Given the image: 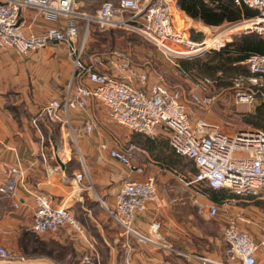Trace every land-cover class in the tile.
<instances>
[{"label": "crops", "instance_id": "1", "mask_svg": "<svg viewBox=\"0 0 264 264\" xmlns=\"http://www.w3.org/2000/svg\"><path fill=\"white\" fill-rule=\"evenodd\" d=\"M119 1L76 0L74 10L81 16H94L103 4ZM177 1L180 9L173 12L172 24L177 31L197 43L207 40L208 32L217 33L228 24L251 18L242 12L239 20L208 26L200 18L189 15ZM199 2L190 0L186 6L197 9ZM202 2L211 8H232L235 5L233 0ZM220 10L217 9L218 12ZM250 11L255 12L254 16L257 13L254 9ZM21 22L28 32L36 33L61 24L56 17H44L35 9L24 10ZM79 24L85 61L90 62L93 56L101 57L104 65L97 67L101 72L120 77L117 69L107 61L114 52H118L128 57L139 72L148 75L146 90L162 76L149 64H143L145 59L138 53H133L129 40H126L128 31L110 29L100 32L95 26L87 27L83 19L79 20ZM72 76L73 67L61 46L52 45L26 56L10 49L0 50V186L7 180L10 169L17 164L25 172L27 186L26 189L20 186L12 195L0 193V248L28 258L13 263L0 258V264H82L81 257L85 254L98 256L101 264H202L198 259L200 257L209 259L213 264L226 263L223 228L227 219L240 210L237 204H230L232 199L218 202L208 191L202 197L207 198L210 204L177 203L175 190L180 192L182 187L175 186L173 168L183 156L175 154L169 132L162 129L155 139L128 128L131 135L122 134L113 127L118 124L109 120V109L94 98L87 100L86 109L71 112V128L48 123L41 118L39 129L34 126L33 120L48 103L69 93ZM85 86L91 87L88 82ZM76 88L77 85H74L70 93L74 94ZM90 121L94 123L93 130L87 132L86 125ZM72 143L77 151L81 150L85 155L82 169L76 168L80 163ZM128 143L134 147L131 153L136 165L146 167L145 162L151 161L156 166L143 174L129 172L111 160L101 148L107 144L110 148L128 149ZM100 157L107 159L99 162ZM187 159L192 162L193 168V174L189 173L185 178L189 181L194 178L197 169L193 161ZM86 161L92 166L88 167ZM82 171H86L89 179L78 186L73 177ZM149 177L155 178L158 193L165 204L158 208L149 203L146 210L136 217L135 226L140 234L148 235L150 224L160 222L166 248L143 244L137 238L128 236L109 216V211L116 209V195L124 183L144 181ZM182 186L184 190L196 191L201 187L185 183ZM27 189L46 194L55 206L68 209L83 225L84 234L77 233L70 226L62 227L57 233L34 234L32 224L36 203ZM253 205L260 207L259 204ZM212 206L219 209L215 222L211 221L207 211ZM235 219L240 229L249 233L241 216ZM257 260L258 264H264L263 251L257 253Z\"/></svg>", "mask_w": 264, "mask_h": 264}, {"label": "built area", "instance_id": "2", "mask_svg": "<svg viewBox=\"0 0 264 264\" xmlns=\"http://www.w3.org/2000/svg\"><path fill=\"white\" fill-rule=\"evenodd\" d=\"M76 0H0V50H14L26 56L33 51L43 50L52 45L64 48L73 67L69 93L62 99L47 104L33 120L39 129V120L70 126V114L74 110L86 109V102L94 98L109 109V120L130 131L155 139L162 129L170 133V141L176 154L193 161L197 173L193 179L183 182L187 186L205 185L211 190H228L237 199L261 197L264 195V131L247 129L233 134L224 133L219 126L204 119L196 121L192 128L182 92L170 88L164 78L146 90L149 77L139 72L128 57L114 52L107 60L116 68L120 77L101 72L103 59L93 56L90 62L84 58V43L80 40L79 20H85L88 27L95 23L100 30L122 29L142 35L163 54L174 60H187L200 56L210 49L220 52L231 42V31L225 27L209 46L207 42L197 43L177 31L172 24L173 12L180 9L177 0H120L108 2L94 16H81L75 10ZM238 7L246 6L257 11L256 15L240 23L247 25L246 33L257 34L264 40V0H234ZM35 9L44 17H56L59 26L46 31L28 32L21 22L24 10ZM233 27L238 25L233 23ZM172 63H174L172 61ZM242 64L248 67L247 75L234 79L233 90L238 104L264 103V54H252ZM175 65V64H174ZM220 74V73H219ZM88 82L91 87L85 86ZM205 79L201 84H212ZM74 85L76 92L71 94ZM203 87V90H207ZM190 99L196 107L207 109L213 104L208 94L191 93ZM92 121L86 125L87 132L93 130ZM108 157L129 168L131 172L143 174L142 168L134 167L131 159L132 146L128 149L101 146ZM86 171L74 175L76 184L85 181ZM22 186L26 189V176L17 164L10 169L0 193L14 194ZM35 200L32 231L36 234L57 233L62 227L70 226L79 234H84L83 225L62 206H55L50 196L27 189ZM232 199L231 203H236ZM149 203L158 208L165 202L158 193L155 178L124 183L116 195V209L109 211L110 218L124 232L137 238L143 244L166 248L162 224L153 221L149 236L140 234L135 226L136 217L143 213ZM18 206V205H16ZM209 214L216 217L219 209L210 207ZM227 262L224 264H258L257 253L264 251V240L256 241L240 229L238 221L229 217L223 228ZM0 258L8 262H23L25 259L0 248ZM202 264H213L207 258H198ZM82 264H101L98 256L85 254Z\"/></svg>", "mask_w": 264, "mask_h": 264}, {"label": "rangeland", "instance_id": "3", "mask_svg": "<svg viewBox=\"0 0 264 264\" xmlns=\"http://www.w3.org/2000/svg\"><path fill=\"white\" fill-rule=\"evenodd\" d=\"M240 22L241 21L236 22V24L238 25H235L233 27H230V26L234 24H228L225 26L226 28L228 27L227 30H229L230 28L236 29L233 31V33H231L232 38L233 37L235 38L236 36L243 35V34H247V35L251 34V33H246L249 31V30L247 31V28H248L247 25L244 26V24H241ZM94 24L95 23H92L90 25L95 26L98 31L100 32L108 31V30H100L97 24L95 25ZM117 31H120V29H117ZM219 32L220 31H218L217 33L208 32L207 34L208 39L202 42L206 41L209 46L211 40L214 39L215 35L218 34ZM128 35L126 36V40H129L131 50H133V53L134 52L138 53L143 59H145L143 60L142 63L149 64V66L153 70H155L157 74L162 75L161 77L164 78L165 84L168 85L170 88L176 89L182 92V95H183L182 99L184 100L183 102L185 106L187 105L186 106L188 109L187 114L189 116V121L191 123L192 128H195L196 121L198 119H204L208 123L219 126L220 129L224 133H227V134H233L235 132H238L241 130H247V129H259L257 127H253L251 124H248L246 122V119L249 118V116H252L253 114H255L257 109H259L261 105H264V103L261 102L260 100L254 102L253 104H238L236 102L235 91L233 90V85L235 83L234 79L238 77L239 75L232 77V78H226L225 75L221 71H219L214 78L199 76L195 72L191 74H186L182 71L181 66H180V61H183V60H174L171 57L166 56L154 44H152L150 41L145 39L140 34L129 32ZM202 42H199V43H202ZM211 52H217V51L210 49L208 52L200 56H194L187 60L189 61H192L195 59L205 60L206 55ZM172 61L174 62L175 65L171 63ZM206 78L213 80V83L206 84V86L204 87L201 83L204 82ZM221 82H223L224 84H229V85L219 86V83ZM203 87L206 88L207 90H203ZM191 93H197L200 95L208 93L214 100L213 104L207 109L196 107L192 104V101L190 99ZM65 127L71 128L70 126H65ZM113 127L120 133L122 132V134L124 133V134H127L128 136L131 135L129 131L126 129V127L124 126L113 125ZM130 138H132V136L129 137V139ZM131 144L132 143H128L129 148L132 146ZM72 146L74 147V152L77 153L75 155L79 159V163H80L79 167L78 166L77 167L75 166V167L82 169L83 163H84L82 162L84 161V159L82 160V158H84L85 155L83 152H81V150L80 152L77 151V148L74 143H72ZM130 154H131L133 166L137 168H142L144 172H146V170H151L153 166H156L151 161L145 162V164L147 165L146 167L138 166L134 163L133 153H130ZM106 159L107 158L102 159V157H100L99 162H104ZM180 161L173 168V170L175 171V174L173 176L174 181H175V186L182 187L180 192H176L177 189L175 190V195L177 197L176 199L178 200L177 203L179 204H210L207 198L205 199L202 197L203 193H206L207 190H211L205 185H197V186H201V187H198L200 190H197V191L193 189L184 190L185 188L182 186L184 185L183 180L185 178H188L187 175L189 173L193 174L192 172L193 168H192V162L188 160L187 158L181 157ZM86 162H87V165H89L88 167L92 166L89 161H86ZM117 164L121 165L119 163ZM106 166H109V165H106ZM124 168H126V170L131 172L129 168L125 166ZM88 179L89 177L86 175L84 183L88 182ZM73 182L76 184V182L74 181V177H73ZM81 185H83V183ZM81 185H78V186H81ZM228 192L231 193L230 191ZM251 198H254V197L240 198V199H237L236 203H230V204H237L236 207H238V210H240V212H238L239 214L234 213L233 214L234 216H231V217L235 218L237 216H241V218L243 219L242 223L245 224L244 228L249 231V233L251 234L254 240L260 242L264 240V195H262L261 197H255L254 199H251ZM257 198H260V199L258 200ZM253 204H259L260 207L254 206ZM209 210L210 208L207 209L208 215H209ZM209 218L211 219L212 222H215L214 217H210L209 215ZM36 235L42 236L44 234H36ZM149 245H152V244H149ZM165 246L167 247L166 242H165ZM7 252H10V251L7 250ZM19 257L21 258L23 257L25 260L28 259L24 256H19ZM200 258H204V257H200Z\"/></svg>", "mask_w": 264, "mask_h": 264}, {"label": "trees", "instance_id": "4", "mask_svg": "<svg viewBox=\"0 0 264 264\" xmlns=\"http://www.w3.org/2000/svg\"><path fill=\"white\" fill-rule=\"evenodd\" d=\"M189 1L190 0H179L182 8L185 9L189 15L200 18L208 26H217L224 21L239 20L242 12L247 16H251V18L255 14V12H251L246 6H242V10L236 7L234 5V0V7L232 8L226 6L211 8L207 6V4H204L202 2L203 0H199L200 2L198 3L197 9L194 8V6H186V3H189ZM217 9H221L220 12H218ZM252 54H264V40L256 34L239 35L234 38L233 42L230 43L226 49L220 52H211L207 54L205 60L195 59L192 61H180V66L182 71L186 74L195 72L199 76L214 78L216 74L221 71L226 78H232L238 75H247L249 73L248 67L243 65L242 62ZM221 85L229 84L221 82L219 86ZM246 122L264 131V105H261L255 114L249 116ZM207 191L208 194L218 202H222L228 198L237 199L236 196L224 189L219 191Z\"/></svg>", "mask_w": 264, "mask_h": 264}]
</instances>
